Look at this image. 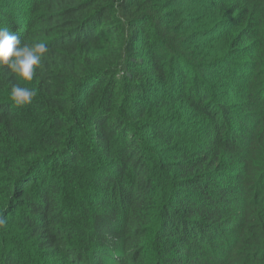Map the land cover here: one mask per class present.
Segmentation results:
<instances>
[{
	"label": "trees",
	"instance_id": "obj_1",
	"mask_svg": "<svg viewBox=\"0 0 264 264\" xmlns=\"http://www.w3.org/2000/svg\"><path fill=\"white\" fill-rule=\"evenodd\" d=\"M0 27L49 50L0 68V264H264V0H0Z\"/></svg>",
	"mask_w": 264,
	"mask_h": 264
},
{
	"label": "clouds",
	"instance_id": "obj_2",
	"mask_svg": "<svg viewBox=\"0 0 264 264\" xmlns=\"http://www.w3.org/2000/svg\"><path fill=\"white\" fill-rule=\"evenodd\" d=\"M48 51L44 42L21 46L14 32L0 27V68L8 69L18 80L32 82ZM35 96V89L19 84L13 85L10 92V99L17 107L31 104Z\"/></svg>",
	"mask_w": 264,
	"mask_h": 264
}]
</instances>
